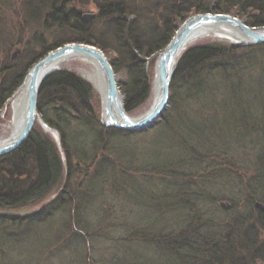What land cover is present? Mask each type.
Listing matches in <instances>:
<instances>
[{
  "label": "trees",
  "instance_id": "1",
  "mask_svg": "<svg viewBox=\"0 0 264 264\" xmlns=\"http://www.w3.org/2000/svg\"><path fill=\"white\" fill-rule=\"evenodd\" d=\"M69 3L70 0H52L43 19L47 30H51L48 32L52 43L46 47L43 38L35 39L42 52L34 55L29 65L66 43L95 45L105 54L111 46L114 55L110 62L114 72L121 75L118 85L127 111L150 94L151 72L145 58L155 56L169 42L178 25L191 11L231 13L244 19L248 26L264 27V0H184V3L175 0L169 12H161L163 5L160 1L154 8H147L138 0L137 3L134 1V6L129 0H100L96 16L105 19L107 28L103 34H97L79 13L67 7ZM148 12L150 18H145L144 14ZM25 71L24 65L19 71L0 76V108L17 88ZM262 93L264 43L212 42L191 46L181 53L176 62L169 84L168 102L161 115L149 126L131 131L102 125L93 103L91 84L73 71L54 70L40 86L37 111L50 127L58 131L60 149L53 137L34 124L28 137L18 147L0 155V208L40 204L61 185V189L67 191L68 182L78 172L90 173L86 168L89 164L96 165L95 176L115 175V184L111 187L123 189V192L130 188L126 190V185L131 186L134 182L135 179L131 178L134 173L147 171L176 178L182 170L191 169L195 163V167L199 165L200 159L217 156L218 150L228 149L209 141L198 146L176 130L186 120L194 124L202 122V101L227 98L229 101L224 106L231 108L227 112L234 121V129H247L250 118L254 120V117L251 115L253 109L245 105L244 100ZM236 114L239 117H234ZM163 127L186 143L180 159L174 165L140 162V151H132L125 137L144 131L155 133ZM254 182L263 189L264 176L256 177ZM175 190H172V199L167 200L169 203L166 205V197H162L159 210L166 214L180 209V220L168 223L173 226L164 223L160 229L161 225L157 226L158 230L147 231L144 240L143 235L138 234L130 242L152 243L149 245L151 251H155L156 245H162L165 256H182L180 260L183 264H261L264 261V211L254 207L257 200L250 201L249 209L241 211L239 208L232 210V203L221 201L224 204L220 203L221 207L233 212L230 217L233 229L211 232L210 227L215 222L199 208L203 203L205 205V194ZM250 193L264 199V193L259 190H250ZM259 202L264 204V201ZM39 211L40 214L48 212L49 207L45 205ZM190 215L195 222L190 221ZM134 261L138 262H127ZM154 263L169 264V260L161 262L155 259Z\"/></svg>",
  "mask_w": 264,
  "mask_h": 264
},
{
  "label": "rangeland",
  "instance_id": "2",
  "mask_svg": "<svg viewBox=\"0 0 264 264\" xmlns=\"http://www.w3.org/2000/svg\"><path fill=\"white\" fill-rule=\"evenodd\" d=\"M98 1L100 0H70L67 7L73 8L80 15L87 13L97 15ZM129 1L133 6L134 1L137 3V0ZM158 1L163 5L161 12L172 11V2L175 0H138L139 4L143 3L147 8H154ZM51 5L52 0H0V76L19 71L24 65L26 70L17 88L0 108V142L12 133L11 99L32 67L29 62L34 55L42 52V47L34 40L43 38L46 47L52 43L48 32L51 30H47L43 20ZM192 14L195 13L191 11L190 15ZM144 17L150 18V13L144 14ZM88 24L89 28L97 34H103L102 32L107 28L105 19L98 16L89 20ZM212 42L240 44L210 35L196 39L187 47ZM16 49H19V53L12 58ZM112 49L111 46L106 49L109 59L114 55ZM156 58L157 54L151 58H145L151 72L150 94L135 108L126 110L133 118L143 116L153 103ZM58 69L73 71L91 84L93 103L100 116L101 95L93 83L86 78L88 73L94 72V66L76 58L64 60L54 70ZM120 80L121 75L117 74V82ZM228 101L227 98L202 101V122L194 124L186 120L185 124L181 122L176 129L184 134L186 140L198 146L202 145L201 142L206 144L209 141L217 147H228L226 151L218 150L219 155L200 159L203 163L199 162L196 167L195 163L191 169L182 170L181 175L176 178L155 172L146 173L147 171L134 173L131 178L135 180L131 186L124 187L126 190L130 187L125 192L123 189L116 190L115 187H111L115 184V175L95 176L96 165L89 164L86 167L89 174L83 173L84 171L78 172L76 177L70 179L69 191H63L61 185L46 199L49 211L44 216L42 214L41 219L31 224H23L21 226L24 228L21 229L7 227L0 221V256H37L38 264H127L129 263L127 261L133 260L138 262L129 264L139 262L146 264L144 261L156 264L155 259L161 262L169 260V264H183L180 260L182 256L170 258L165 256L162 245H156L155 251H151L149 250V245L152 244L150 241L149 245L142 242H130L136 239L138 234L143 235L142 240H144L143 238H147V231L158 230L163 227L161 224L180 220L182 215L180 209L166 214L160 212L159 205L162 204V197H166V205L169 203L167 200L172 199V190L176 188L178 191L186 190L189 194L204 193L203 198L206 202L199 208L213 218L215 225L210 227L211 232L219 229L222 231L233 229L230 226L233 223L231 221L233 219H230L233 212L221 207V201L232 203L234 206L232 210L239 208V211L249 209L252 200L264 201L258 198V195H253L255 193H250V190H259L264 193V186L261 189L256 186L257 182H254L256 177L264 176V93L244 100L245 105L253 109L251 115L254 117V120L250 118L247 129H234V121H231L227 112L231 108L224 106ZM238 102L241 106L244 105L240 100ZM244 110L247 109L244 108ZM234 117L239 115L236 114ZM204 124L211 126L205 127ZM35 125L40 127L38 121ZM48 135L51 136L49 133ZM125 139L129 141L128 145L133 149L130 150L140 151L141 155L138 157L140 162L157 163L159 166L162 162L174 165L180 159L186 144L166 127L155 133L144 131V133L129 135ZM101 155L105 157L104 154L101 153ZM135 163L138 165L137 162ZM190 221L195 222L192 215H190ZM157 226L160 227L157 229ZM13 228L21 234L18 238H12L13 242H8L5 233L12 232ZM43 256L50 257L45 259ZM261 264H264V261Z\"/></svg>",
  "mask_w": 264,
  "mask_h": 264
},
{
  "label": "water",
  "instance_id": "3",
  "mask_svg": "<svg viewBox=\"0 0 264 264\" xmlns=\"http://www.w3.org/2000/svg\"><path fill=\"white\" fill-rule=\"evenodd\" d=\"M184 0H178L179 3ZM95 17L94 13L82 14L84 22ZM230 28L237 33L246 36L249 40L243 44L264 42V27H250L244 20L228 13H200L188 17L175 31L168 44L158 53L154 67V100L150 109L141 117L133 118L128 115L123 95L117 82L110 59L100 48L84 43H66L48 52L29 69L23 82L26 86V100L23 109L22 123L17 130L7 139L0 142V155L18 147L29 135L34 123L39 122L44 131L52 135L55 142L59 144V133L50 127L37 112V97L40 86L44 79L59 64L67 59H87L96 68L101 85L99 92L102 98L100 122L107 127H116L124 130H138L150 125L165 109L168 96L169 84L175 71V65L181 52L195 38L205 36L208 32H224ZM19 53L16 49L12 58ZM254 207L264 211V204L255 202ZM25 208L18 211H7L4 214H24Z\"/></svg>",
  "mask_w": 264,
  "mask_h": 264
},
{
  "label": "flooded vegetation",
  "instance_id": "4",
  "mask_svg": "<svg viewBox=\"0 0 264 264\" xmlns=\"http://www.w3.org/2000/svg\"><path fill=\"white\" fill-rule=\"evenodd\" d=\"M51 196V195H50ZM47 199V198H46ZM43 200L40 202V204L33 205V206H19L15 208H7V209H2L0 208V221L1 224H5L7 227L11 226L14 228H19L21 229L23 224L29 223L33 221H37L41 219L42 214L43 216L45 213L40 214V209L46 205V202L48 200ZM21 208H25L27 212L24 214H4V212L7 211H18ZM13 228L12 232L8 231L6 234L8 238V242H13L12 238H18L20 236V231H16ZM24 228V227H23ZM45 259H48L50 256H43ZM37 256H0V264H38L37 262Z\"/></svg>",
  "mask_w": 264,
  "mask_h": 264
},
{
  "label": "bare ground",
  "instance_id": "5",
  "mask_svg": "<svg viewBox=\"0 0 264 264\" xmlns=\"http://www.w3.org/2000/svg\"><path fill=\"white\" fill-rule=\"evenodd\" d=\"M203 35H205V36H210V35L213 36V35H215V36H218V37H223L226 40H228L230 42H235V43H237V42L245 43V42H248V40H249L246 36H244V35H242L240 33H237V32H235L234 30H232L230 28L225 29V31L221 32L220 34L213 33V32H208L207 34H203ZM201 36L195 38V40L200 38ZM195 40H193V41H195ZM82 60L91 63L87 59L83 58ZM86 78L93 83V85L95 86V88H97V90L99 92L101 91L102 87L100 85L99 76H98V73L96 71L95 66H94V72L93 73H88ZM25 100H26V86H25V84H22L18 88V90L15 92L14 96L11 99V103H10V108H11L10 128H11V132L12 133H14L17 130V128L19 127V125H21V123H22L23 109H24V106H25Z\"/></svg>",
  "mask_w": 264,
  "mask_h": 264
}]
</instances>
